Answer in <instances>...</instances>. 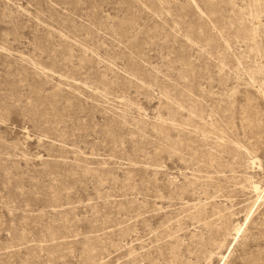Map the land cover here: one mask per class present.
<instances>
[{"label": "rangeland", "instance_id": "374dc122", "mask_svg": "<svg viewBox=\"0 0 264 264\" xmlns=\"http://www.w3.org/2000/svg\"><path fill=\"white\" fill-rule=\"evenodd\" d=\"M0 264H264V0H0Z\"/></svg>", "mask_w": 264, "mask_h": 264}]
</instances>
